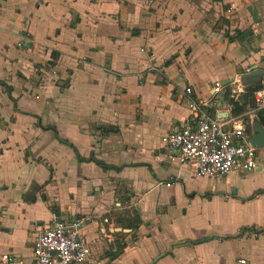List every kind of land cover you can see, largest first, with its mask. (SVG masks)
Returning a JSON list of instances; mask_svg holds the SVG:
<instances>
[{
    "label": "crops",
    "instance_id": "obj_1",
    "mask_svg": "<svg viewBox=\"0 0 264 264\" xmlns=\"http://www.w3.org/2000/svg\"><path fill=\"white\" fill-rule=\"evenodd\" d=\"M248 68L264 76V0H0V264L32 263L52 207L85 218L104 264H264V148L261 168L211 179L160 143L190 118L185 86L208 100L221 81L206 110L235 118L224 91L257 83Z\"/></svg>",
    "mask_w": 264,
    "mask_h": 264
},
{
    "label": "built area",
    "instance_id": "obj_2",
    "mask_svg": "<svg viewBox=\"0 0 264 264\" xmlns=\"http://www.w3.org/2000/svg\"><path fill=\"white\" fill-rule=\"evenodd\" d=\"M28 42L27 35L23 34L18 45ZM223 86L221 81H215L213 95L208 100L194 97L192 87L185 86L190 118L160 137L165 154L180 165H188L198 177L217 179L232 172L244 174L262 167L258 161L259 149L250 142L252 119L248 130L240 118L222 115L223 112L210 114L206 110L208 105H218L217 95ZM253 99L258 109L264 107V87L254 92ZM84 220L83 217L68 219L52 211L47 227L33 242L31 264H104L91 256L90 246L81 234ZM1 260L6 264L20 263L10 253L2 254ZM239 262L246 263L243 259Z\"/></svg>",
    "mask_w": 264,
    "mask_h": 264
},
{
    "label": "rangeland",
    "instance_id": "obj_3",
    "mask_svg": "<svg viewBox=\"0 0 264 264\" xmlns=\"http://www.w3.org/2000/svg\"><path fill=\"white\" fill-rule=\"evenodd\" d=\"M220 24H223L226 22L227 18L226 15L224 14L223 16L220 17ZM20 41V40H19ZM18 46V45H17ZM19 47V46H18ZM215 64H213V67H217L219 65V59L214 58ZM191 63L187 64L185 66V70L188 71L191 74H194L196 78H202L203 80H207L208 84L212 83L214 81V72L212 69H208L207 67L203 68L200 66L198 67H190ZM222 64V63H221ZM211 67V65H210ZM194 70V72H193ZM253 85L255 84H250V85H245L242 87L241 90H238V92L235 90V86H229L228 88H225V99L227 104L229 105V108L231 109L232 115L235 118H240L243 120V122L248 126L250 125V120L253 119V117H257V106L254 103V92L251 91L253 88ZM235 90L236 92L232 91ZM7 91V90H6ZM253 103L254 106L250 107V104ZM194 183H197L196 185L199 186L201 185L202 181L201 180H195L193 181ZM225 189H220V186H218V191L220 194H223Z\"/></svg>",
    "mask_w": 264,
    "mask_h": 264
},
{
    "label": "trees",
    "instance_id": "obj_4",
    "mask_svg": "<svg viewBox=\"0 0 264 264\" xmlns=\"http://www.w3.org/2000/svg\"><path fill=\"white\" fill-rule=\"evenodd\" d=\"M246 37H247V33L246 32L242 33L239 30H235L234 35L233 36H228V39L229 40L237 39L238 41L243 42ZM55 54H56L55 52H52L51 53V57H54ZM0 85L4 86L6 88L8 94H10V88L8 86H6L4 82H0ZM262 87H264V76L261 77L260 81H258L257 83H255V85H253V88H252L251 91L255 92L257 89L262 88ZM253 106H254V104L251 103L250 107H253ZM256 116H257L260 124L264 125V107H262V108L257 110ZM250 129H251V125L248 126V130H250ZM56 138L58 139V141H60V142H62L64 144H66L67 146L71 147L77 153L76 148L70 142L60 138L58 136V134H56ZM77 156H78V159L80 161H92L95 164H97L98 166H100L102 169H106V168L109 167V166L105 165L104 163L100 162L98 159H96L93 154L90 155L88 158H82L79 155H77ZM51 210L58 212L55 207H52Z\"/></svg>",
    "mask_w": 264,
    "mask_h": 264
},
{
    "label": "water",
    "instance_id": "obj_5",
    "mask_svg": "<svg viewBox=\"0 0 264 264\" xmlns=\"http://www.w3.org/2000/svg\"><path fill=\"white\" fill-rule=\"evenodd\" d=\"M261 74L262 71L257 69L248 71L242 75V83H254L260 81ZM252 121V135L250 136V142L252 145L256 146L257 149H262L264 148V126L260 124L257 117H254Z\"/></svg>",
    "mask_w": 264,
    "mask_h": 264
}]
</instances>
